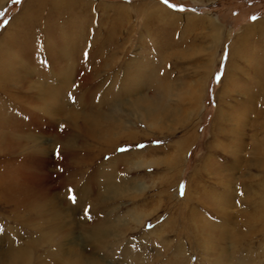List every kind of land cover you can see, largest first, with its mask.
<instances>
[{
    "label": "rangeland",
    "instance_id": "obj_1",
    "mask_svg": "<svg viewBox=\"0 0 264 264\" xmlns=\"http://www.w3.org/2000/svg\"><path fill=\"white\" fill-rule=\"evenodd\" d=\"M35 1L8 0L0 7V111L7 115L0 118L5 117L0 136L8 135L7 144L0 143V259L9 262L14 244H32L28 257L37 264L47 247L33 241L40 228V205L51 200L64 208L66 220L77 229L73 250L101 258L104 264H212L219 249L230 250L234 264L252 252L257 260L264 259V66L255 68L264 63V0H40L39 6ZM25 7L35 14L22 20L30 54L20 58L8 36L18 31L11 22L24 15ZM84 49L93 66L87 69L90 76L79 60ZM13 68L23 77L32 76L40 90L33 84L19 91L17 84L6 83ZM58 69L64 76L68 73L74 86L89 77V103L73 106V111L106 112L109 99L123 98L120 89H132L129 99L137 94L151 97L163 82L173 89L170 102L177 114L151 127L131 115L127 105L121 106L115 125L133 126L123 131L118 127L112 140L90 121L74 117L70 124L61 108L55 116L39 110L45 99L41 87L48 86L51 71ZM33 94L42 95L40 102L27 100ZM14 98H21L29 111L21 112L25 115L19 119L13 113ZM219 109L225 113L217 116ZM236 127L240 135L233 134ZM68 132L76 139L70 151L62 148ZM191 135L181 164L173 166L169 159L176 143ZM18 137L30 138L32 144L20 146ZM88 151L96 159L86 164ZM140 159L144 162L138 165ZM133 183L145 189L126 191L113 202L102 194L106 184L125 189ZM70 190L75 202L69 199ZM81 195L83 206L77 204ZM137 210L145 216L141 224L130 217ZM107 215L127 219L128 224L117 241L105 238L101 250L100 244H90L81 226L87 229ZM196 223L204 232L195 230ZM227 229L230 234L224 233ZM216 232L223 237H214ZM232 233H238L235 239ZM212 240L216 246L209 243Z\"/></svg>",
    "mask_w": 264,
    "mask_h": 264
},
{
    "label": "bare ground",
    "instance_id": "obj_2",
    "mask_svg": "<svg viewBox=\"0 0 264 264\" xmlns=\"http://www.w3.org/2000/svg\"><path fill=\"white\" fill-rule=\"evenodd\" d=\"M8 1V0H0V7L3 6V4ZM33 2V1H32ZM43 2V1H42ZM41 2V3H42ZM46 2L44 1L43 2V5L45 4ZM30 4V3H29ZM33 4V3H32ZM34 4H36V6L40 5V0H36L34 2ZM33 4V6H35ZM28 6V5H27ZM29 8L25 7V12L23 13L24 15L20 18V19H15L13 22H11V25L14 23L15 25H17V29L18 31H15V33H11L10 36H8V41L10 43L13 44V46L15 47L18 55L20 56H25V54L29 55L30 52H29V44H30V41L29 39L26 37V31L24 29H26V23L22 20H24V18L28 19V17L30 16H34L35 14V9L34 11L32 10H28ZM164 11L163 14H168L166 10L162 9ZM38 11V10H37ZM158 12V11H157ZM161 15V14H160ZM166 15H164V17L166 18ZM170 15V14H168ZM167 15V16H168ZM37 16V15H36ZM35 19V18H34ZM21 20V21H19ZM27 22V21H26ZM261 22H263V20H261ZM264 23V22H263ZM28 25V24H27ZM215 29V28H214ZM35 32V31H34ZM217 32V30H216ZM219 32V31H218ZM217 32V33H218ZM28 33V32H27ZM45 34L46 31H44ZM40 34V33H38ZM37 34V32L35 33V39H37V37H39ZM52 34V33H51ZM216 34V33H215ZM67 41V40H66ZM241 42V41H240ZM69 43V42H67ZM56 44V43H55ZM242 44V43H241ZM70 45V44H69ZM86 45V44H85ZM84 45V46H85ZM94 45V44H93ZM247 45V44H246ZM66 46V45H65ZM161 46V45H159ZM164 46V45H163ZM9 47V46H8ZM58 47V46H57ZM56 47V48H57ZM67 48V47H66ZM83 48V47H82ZM81 48V49H82ZM89 48V47H88ZM163 49H165L164 47H162ZM13 49V48H12ZM59 49V48H58ZM57 49V50H58ZM80 49V48H79ZM161 49V48H160ZM162 49V51H163ZM7 50V48H6ZM78 50V49H77ZM100 50V49H99ZM9 51V50H8ZM53 52V51H52ZM56 52V50H55ZM59 52V51H58ZM57 52V53H58ZM65 52V51H64ZM63 52V54H64ZM50 53V52H49ZM54 53V52H53ZM79 53V52H78ZM161 53V52H160ZM11 54V52H10ZM34 54V53H33ZM36 54V53H35ZM69 54V53H67ZM66 54V55H67ZM5 55V54H3ZM17 55V54H16ZM39 55V54H38ZM54 55V54H53ZM61 55V54H60ZM79 54H77L78 56ZM85 55H87V52L86 50H82L81 52V56L79 60H81L80 63H82L83 61V68H85V72L89 75H91L92 73L88 72V66L91 65L87 60V58L85 57ZM93 55V54H92ZM33 56V55H32ZM37 56V54H36ZM57 57V55H55ZM8 57V56H7ZM13 57V55H12ZM29 57V56H28ZM27 57V58H28ZM51 57V56H50ZM61 57V56H60ZM64 57V55H63ZM62 57V58H63ZM94 57V55H93ZM92 57V58H93ZM244 57V56H242ZM4 58V57H3ZM61 58V59H62ZM78 58V57H77ZM95 58V57H94ZM93 58V59H94ZM8 59V58H7ZM11 59V58H10ZM23 59V58H22ZM37 59V57L35 58ZM54 59V58H53ZM58 59V58H57ZM56 59V60H57ZM15 60V58L13 59ZM12 60V62H13ZM19 60V59H18ZM21 60V59H20ZM19 60V61H20ZM59 60V59H58ZM57 60V61H58ZM11 61V60H10ZM18 61V62H19ZM75 61V60H74ZM5 62V61H4ZM3 62V63H4ZM7 62V61H6ZM16 62V61H15ZM22 63V60L20 61ZM34 63H36L35 61H33ZM61 62V61H60ZM76 62V61H75ZM2 63V62H1ZM20 63V64H21ZM28 63V62H26ZM32 63V62H30ZM32 63V65L34 64ZM40 64V61L38 60V62ZM63 63V61H62ZM23 64V63H22ZM60 64V63H58ZM58 64L57 66L55 67H58ZM2 64H0L1 66ZM18 65V64H17ZM24 65V64H23ZM28 65V64H27ZM31 65V64H30ZM35 65H38V64H35ZM52 65V64H51ZM63 67L65 66V64H62ZM70 65V63H69ZM4 66V64L2 65ZM10 66V65H9ZM60 66V65H59ZM82 66V65H80ZM92 66V65H91ZM264 66V63L262 62L259 63L258 66H256L255 68L257 69L258 67L262 68ZM76 67V65L74 66ZM93 67V66H92ZM4 68V67H3ZM17 68V67H16ZM12 69V74L10 72V75L9 77L7 78L6 83H9L11 86H15V84H17L19 86V91L22 89L23 90H28L29 88L33 87L35 84H36V80L33 81L32 80V76L28 77V76H21L17 71L18 69ZM20 68V67H19ZM53 68V66H52ZM51 68V69H52ZM69 68V67H68ZM67 68V69H68ZM72 68V67H71ZM96 68V67H95ZM38 69V68H37ZM40 69V68H39ZM54 69V68H53ZM65 67L63 68L62 71H64ZM30 69H28L29 71ZM72 69H70V72L73 73L71 71ZM1 71V70H0ZM5 71H8L7 69ZM24 71V70H23ZM27 71V72H28ZM37 71V70H36ZM40 71V70H39ZM61 71V74L59 73V69L57 70L56 73H54V71L52 70L51 72H53L52 78L51 77V81L49 80L50 83H48L47 85L48 86H42L41 89L44 93H42L43 95V102H41L40 104H38V108L39 110L40 107L44 110H48L47 112H50V114H52V116H55L56 111L62 110V113H64L63 115H66L68 116V119L71 120L69 121L70 124H72V120L74 119V117L76 118H79L77 121H81V119H83V121H85L87 124L92 122L94 123V125L92 127L94 128H100L102 131H105V134H108V136H113L111 139L114 140L115 137V134H116V129L118 127H120L122 129V131L124 130V128L126 130H129V126L132 125V124H118V125H115L116 123H118V115H120L119 112V109L121 108V106H124V105H127V107L129 108V112L131 115L133 116H136L137 118H141L143 121H145L147 123V125L151 126V127H157V126H160L165 120H170L174 117V114L176 115L177 112H175L173 110V108H171V97L173 95V89L170 88V87H166V84L164 85L163 82H160L159 84H157V86H155V90H154V93H153V96L151 97H148L146 95H141V94H137L139 96H135V97H131L129 99V95H132L133 92H130V90L132 89H129V88H122L120 89L121 92H119V96L120 97H123L121 99H109L104 105H105V108H106V112H103V111H91L89 114L88 112H84L82 110H78V111H73V106H78L80 104H82L83 102H87V104L89 103L88 102V99L90 98V90H87L86 89V85H87V82L89 81V77L87 78H82L80 83L78 81V83H76V85L74 86L72 83V80L68 73L66 74V76H64V74L62 73ZM74 71V69H73ZM26 72V71H25ZM76 72V71H75ZM66 73V72H65ZM8 74V73H7ZM38 74V73H37ZM70 74V73H69ZM86 74V75H87ZM39 75V74H38ZM41 75V74H40ZM72 75V74H70ZM75 75V74H74ZM89 75V76H90ZM36 76V74H35ZM45 76V75H43ZM85 76V75H84ZM49 78V76H47ZM37 78V77H36ZM40 78V77H38ZM42 78V77H41ZM135 78V77H134ZM2 78L0 77V80ZM131 79V78H130ZM39 80V79H38ZM37 80V82H38ZM80 80V79H79ZM133 80V79H132ZM1 82V81H0ZM42 82V81H41ZM72 82V83H71ZM131 82V81H130ZM159 82V81H158ZM29 83V85H28ZM47 83V82H46ZM34 84V85H33ZM40 84V83H39ZM44 84V81L43 83ZM90 84V83H89ZM88 84V85H89ZM9 85V86H10ZM39 90H40V86L39 85H35ZM3 87V86H2ZM17 87V86H16ZM88 87V86H87ZM18 88V87H17ZM121 88V87H120ZM8 89V88H7ZM90 89V88H89ZM13 90V89H11ZM15 90V89H14ZM17 90V91H18ZM3 91V90H2ZM31 91V90H30ZM90 91V92H89ZM135 91V90H134ZM79 95H78V93ZM1 93V92H0ZM18 93V92H17ZM77 93V94H76ZM74 94L78 95V98H76V100H72V96L74 97ZM12 95V94H11ZM42 95H32L30 96L28 99H30L31 101H39L40 102V98ZM75 95V96H76ZM94 95V94H93ZM92 95V96H93ZM125 97H124V96ZM28 97V96H27ZM12 98V97H10ZM24 98V97H23ZM200 97H198L199 99ZM8 99V98H7ZM84 99V100H83ZM21 98H17L13 100V106H15V108L17 109H14V112L15 115L17 116V118L19 119L20 117H23L25 114H22L23 116H20L21 115V112L24 113V111L26 110L25 109V106L23 105V103L21 102ZM27 102V101H26ZM78 102V103H77ZM33 103V102H32ZM194 103L198 104V100L196 102V100H190V104L191 105H194ZM27 104V103H26ZM31 104V103H30ZM29 105V104H28ZM26 105V106H28ZM8 106V105H7ZM33 106V105H32ZM35 106V107H36ZM83 106V104H82ZM5 107V106H4ZM30 107V106H29ZM27 108V107H26ZM78 109V107H76ZM3 109V108H2ZM6 109V108H5ZM89 109V108H88ZM34 110V109H33ZM86 110V109H85ZM220 110V109H219ZM218 110V111H219ZM5 111V110H4ZM27 112H29L28 110H26ZM230 111V109L228 110ZM26 112V113H27ZM45 112V111H44ZM43 112V113H44ZM76 112V114H75ZM232 112V111H231ZM229 112V113H231ZM9 113V112H8ZM12 113V114H13ZM225 112L223 110H220L219 111V115H223ZM30 114V113H29ZM34 114V113H33ZM46 114V113H45ZM227 114V113H226ZM27 115V114H26ZM31 115V114H30ZM35 115V114H34ZM33 115V116H34ZM3 116H7V115H4L2 114V111H0V118H3ZM14 116V115H13ZM44 116V115H43ZM61 116V115H60ZM29 117V116H28ZM38 117V116H37ZM50 117V116H48ZM30 118V117H29ZM41 118V117H40ZM51 118V117H50ZM226 118V117H225ZM5 119V117H4ZM4 119H0V124L2 125V120L3 122ZM43 119V118H42ZM47 120V119H46ZM54 120V118H53ZM60 120V119H59ZM241 120V119H240ZM51 121V120H50ZM48 121V122H50ZM75 121V120H74ZM90 121V122H89ZM242 121V120H241ZM245 121V120H244ZM227 122V121H226ZM107 123V125H105ZM7 124V123H6ZM67 125V124H66ZM69 125V124H68ZM70 126V125H69ZM133 126V125H132ZM72 129H75L73 127H71ZM239 127H236L233 131V134H239L240 135V129H238ZM87 129L85 128V131ZM71 131V130H70ZM88 131H86L87 133V136L89 135L88 134ZM72 132V131H71ZM6 133V132H4ZM68 132L67 134L69 135L68 136V140L65 141L62 145L65 150L67 151H70L72 148H74V139H75V134L73 133H70ZM2 135L0 136V143L1 144H7V141H8V135L5 134L3 135V133H1ZM11 136V134L9 133V137ZM89 136L93 137L92 134H90ZM185 137V136H184ZM20 139V146H23V147H27L29 146V144H32L30 142L34 141V143L32 145H37L39 144L37 141L36 138L30 136V138H27L26 141L21 139L20 137H18ZM193 138V135H191L190 137H186V138H182L181 140H179L177 143H176V147H177V150L175 151L174 148L173 150L175 151L174 153L175 154H172L170 157L169 160L171 164H173V166L175 165L177 167V165L179 166V164H181V160H182V155L185 153V151H183L185 149V146L188 145V143L192 140ZM237 138V137H236ZM11 139V138H10ZM76 140V139H75ZM132 140V139H131ZM10 141V140H9ZM64 141V140H63ZM240 141V140H239ZM238 142V141H237ZM244 142V141H243ZM191 143V142H190ZM239 143V142H238ZM237 143V144H238ZM242 143V142H241ZM41 144V143H40ZM18 145V144H17ZM38 146V145H37ZM41 146V145H40ZM39 146V147H40ZM190 146V145H189ZM239 147V145H238ZM237 147V148H238ZM247 147V146H246ZM240 148V147H239ZM28 149V148H27ZM29 150V149H28ZM27 150V151H28ZM35 150V149H34ZM261 150V149H260ZM36 151V150H35ZM43 151V148L40 147V152ZM239 151V149H238ZM108 152V151H106ZM95 153H92L90 151H88L86 153V157H84V161L85 163H92L94 161V159H96ZM133 154H135V152H133ZM138 155V154H137ZM240 157V156H239ZM173 158V159H172ZM125 159V158H124ZM241 159V158H240ZM142 162H144V159H140V160H137V164H142ZM259 163V162H258ZM146 164V163H145ZM168 166V165H167ZM218 172H221V171H218ZM217 172V173H218ZM222 174V173H221ZM87 180L91 183L92 180L91 178H87ZM131 184V183H130ZM145 189V187L143 186V184L141 183H133L131 186H126V188L124 189L123 186H118L117 184L114 186L112 184H106L103 189H102V194L105 193V198L108 199V201H114L115 199V196H119V195H123V193H126V191H136V192H142L143 190ZM188 189V188H187ZM228 190V189H227ZM135 192V193H136ZM228 192V191H227ZM187 193V192H186ZM225 194V192L223 193ZM222 194V195H223ZM228 194V193H227ZM226 195V194H225ZM107 196H110V198H108ZM218 196V195H216ZM220 196V195H219ZM230 196V194L227 195V197ZM221 197V196H220ZM224 197V195H223ZM222 199V198H221ZM227 199V198H226ZM219 200V199H218ZM222 201V200H221ZM225 201H229V200H225ZM53 206H52V204ZM84 203V198L82 197V195L79 197L78 199V203L79 205H82ZM231 203V202H229ZM228 203V204H229ZM74 204V203H73ZM86 204V203H85ZM224 204V202H223ZM227 204V205H228ZM84 205V204H83ZM82 205V206H83ZM108 205V204H107ZM58 206V208H57ZM75 206V204H74ZM94 207V206H93ZM99 207V206H98ZM17 208H18V211L19 212V209L21 208L20 205H17ZM72 208V207H71ZM70 208V209H71ZM85 209V208H84ZM87 209V208H86ZM102 209H104L102 207ZM258 210V213L260 214V212H262V210L260 211V207L258 206L257 208ZM140 211V210H139ZM138 210L135 211L132 215H130V217H132V220L134 222H136L137 224H141L144 220V215L143 213L139 212ZM227 212V211H226ZM67 212L64 211V208L59 206L57 202L51 200V201H48L46 202L45 204H42L40 205V228H37L36 229V233L35 235H38V236H35L34 237V244H38L40 243V248L43 247V245H47V247H45L43 250H45V254L44 255H40V260L37 261V264H104L103 261H101L98 257H95V256H92V254L90 255H86L85 253H83L81 250L80 252H77L75 250H73V246L75 245H78L77 243V239L75 237V233H76V228L75 226H73L74 224L71 223V220L67 221L66 220V217H67ZM257 213V212H256ZM226 214V213H224ZM255 214V213H254ZM94 215H97L99 217V214H94ZM257 215V214H256ZM225 215H223L224 217ZM96 219L95 224L87 229H85L84 227L81 226V229L84 231L86 230V232L88 233L87 235V238L90 242V244H100V248H101V244L104 243V239L105 238H108L110 236H113V238H115L114 240L117 241L118 238L117 236H119L120 234H122L126 227H127V224H128V221L127 219H124L122 220L123 218H118V217H113V215H107L106 217H103L101 216L100 218ZM222 217V218H223ZM68 218V217H67ZM27 220H30V219H26ZM227 221V220H226ZM229 221V220H228ZM28 222V221H27ZM133 222V223H134ZM171 222V220H168L167 223ZM195 221H193L194 223ZM231 222V221H230ZM231 224V223H230ZM202 225V224H200ZM200 225H198L197 223L194 224V228L195 230L199 233H202L204 232V228L201 227ZM223 225V224H222ZM221 225V226H222ZM226 225H228L226 223ZM224 226V225H223ZM221 227V228H224V227ZM229 226V225H228ZM193 228V229H194ZM209 228V227H207ZM212 228V227H210ZM226 230V228H224ZM230 229V228H229ZM214 230V229H212ZM222 230V229H221ZM220 230V231H221ZM228 230V229H227ZM207 231V230H206ZM211 231V230H210ZM209 231V232H210ZM238 231V230H237ZM222 232V231H221ZM224 232V230H223ZM231 232V231H230ZM165 233V232H164ZM225 234L226 233H229V230L226 232H224ZM240 233V232H238ZM236 233V234H238ZM230 234V233H229ZM236 234H233L232 233V238H233V235L234 237L236 238ZM218 235L219 233H215V236H217L218 238ZM240 235V234H239ZM242 236V235H241ZM122 237V236H121ZM160 237H166V235H163V234H160ZM219 237H223L222 235H219ZM226 237V235H225ZM215 238V239H217ZM233 238V239H235ZM238 238V237H237ZM240 238V237H239ZM244 238V237H243ZM211 239V238H210ZM221 239V238H219ZM223 239V238H222ZM228 239V238H227ZM232 239V240H233ZM242 239V238H241ZM110 240V239H109ZM244 240V239H243ZM113 242V240H111ZM208 241V240H207ZM222 241V240H221ZM226 241V240H225ZM228 241V240H227ZM231 241V240H230ZM236 241H238L236 239ZM235 241V242H236ZM110 242V241H109ZM167 242V241H166ZM209 243H211L212 245L215 244V242L212 240L210 241ZM241 243V242H240ZM245 245H246V242H244ZM208 244V243H207ZM237 244V243H236ZM15 245V244H14ZM12 245V246H14ZM223 245V244H222ZM230 245V244H228ZM240 245V244H239ZM12 251L9 255V262L7 263V261L5 259H0V264H31V259L28 257L29 255V251L31 249L34 248V245H19L16 246V247H12ZM31 246V247H30ZM114 246V244L112 245ZM224 247V245H223ZM232 247V246H231ZM229 247V248H231ZM236 247V246H235ZM240 247V246H239ZM37 249V248H36ZM214 249V248H213ZM237 250L239 249L238 247L236 248ZM241 249V248H240ZM239 249V251H240ZM96 250V248H95ZM102 250V248H101ZM180 252L182 253V256L185 254V249L183 248H179ZM212 250V249H211ZM79 251V250H78ZM230 251V250H229ZM229 251H226V249H219L217 251V260L214 261L215 263H212V264H234V262L232 263V260H231V257L233 256V254ZM235 251V250H234ZM251 251V249H250ZM249 249L246 251V252H250ZM253 251V250H252ZM264 253V251H263ZM247 254V253H246ZM245 254V255H246ZM176 255H179V254H176ZM181 255V254H180ZM237 255V254H236ZM235 255V256H236ZM240 254H238L239 256ZM244 255V254H241V256ZM244 255V256H245ZM253 255V252L250 254V256H247V258L244 257L245 261H239L241 260L242 258H238L239 260V264H264V259H261V260H257V257H253L251 256ZM256 255V254H255ZM181 256V257H182ZM257 256V255H256ZM240 257V256H239ZM243 257V256H242ZM261 258V257H260ZM181 261L183 263L184 262V258H180ZM233 259V258H232ZM242 259V260H244ZM237 260V259H236ZM235 260V261H236ZM174 260L171 261L170 263L174 264ZM169 263V264H170ZM208 263V262H207ZM238 263V262H237ZM179 264V263H177Z\"/></svg>",
    "mask_w": 264,
    "mask_h": 264
},
{
    "label": "snow or ice",
    "instance_id": "obj_3",
    "mask_svg": "<svg viewBox=\"0 0 264 264\" xmlns=\"http://www.w3.org/2000/svg\"><path fill=\"white\" fill-rule=\"evenodd\" d=\"M13 3H20L21 0H12ZM164 2L167 4L168 0H164ZM170 7H176L175 5H170ZM180 10H184L183 8H180ZM5 23H7V21H5ZM219 79V75H217V80ZM142 147V146H141ZM69 199L72 200L73 202H75V196L71 195V190H70V196Z\"/></svg>",
    "mask_w": 264,
    "mask_h": 264
}]
</instances>
